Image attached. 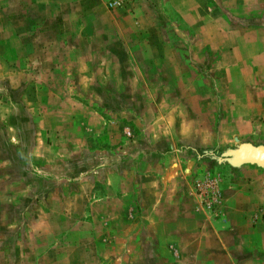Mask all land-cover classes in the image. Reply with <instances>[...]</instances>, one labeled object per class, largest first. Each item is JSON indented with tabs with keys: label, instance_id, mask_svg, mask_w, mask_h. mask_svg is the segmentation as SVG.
<instances>
[{
	"label": "rangeland",
	"instance_id": "374dc122",
	"mask_svg": "<svg viewBox=\"0 0 264 264\" xmlns=\"http://www.w3.org/2000/svg\"><path fill=\"white\" fill-rule=\"evenodd\" d=\"M261 30L264 0H0V264H264L221 192L264 174L227 156L264 146Z\"/></svg>",
	"mask_w": 264,
	"mask_h": 264
},
{
	"label": "crops",
	"instance_id": "0c3cea01",
	"mask_svg": "<svg viewBox=\"0 0 264 264\" xmlns=\"http://www.w3.org/2000/svg\"><path fill=\"white\" fill-rule=\"evenodd\" d=\"M261 35H264V31L262 30ZM233 177V179L227 180L221 178V192L225 194L229 191L233 193L237 191L238 194H241L244 197L241 207L243 208L241 212H244V215L255 216L264 213V209L260 207V203L263 202L261 193L262 186H264V174L248 165H244L239 169H235ZM241 183L242 188H239L238 185ZM229 211H231V208H229Z\"/></svg>",
	"mask_w": 264,
	"mask_h": 264
},
{
	"label": "water",
	"instance_id": "95a60500",
	"mask_svg": "<svg viewBox=\"0 0 264 264\" xmlns=\"http://www.w3.org/2000/svg\"><path fill=\"white\" fill-rule=\"evenodd\" d=\"M227 156H229L228 161L233 166L251 164L264 168V146L243 143L236 149L229 151Z\"/></svg>",
	"mask_w": 264,
	"mask_h": 264
},
{
	"label": "trees",
	"instance_id": "16d2710c",
	"mask_svg": "<svg viewBox=\"0 0 264 264\" xmlns=\"http://www.w3.org/2000/svg\"><path fill=\"white\" fill-rule=\"evenodd\" d=\"M251 165V164H250Z\"/></svg>",
	"mask_w": 264,
	"mask_h": 264
}]
</instances>
